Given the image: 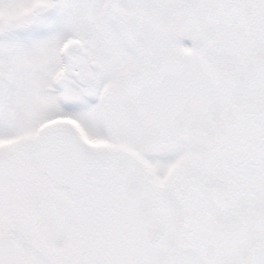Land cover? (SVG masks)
Wrapping results in <instances>:
<instances>
[{
	"label": "rangeland",
	"instance_id": "rangeland-1",
	"mask_svg": "<svg viewBox=\"0 0 264 264\" xmlns=\"http://www.w3.org/2000/svg\"><path fill=\"white\" fill-rule=\"evenodd\" d=\"M177 1L111 0L127 16L137 12V26L144 35L123 33L127 34L123 37L115 20L104 22L107 0H60L59 7L29 28L26 39L0 44L1 69L13 82L11 87L6 80L2 82L0 107L7 118L18 121L30 122L35 115L54 112L76 119L94 140L93 146L101 147L102 164L109 160L105 155L113 154L120 169L132 176L137 210L123 222L112 224L118 217L109 211L103 225L99 211L94 213L93 203L87 200L88 190L79 194L85 238L101 235L104 228L109 238H135L137 264H264V173H255L257 178L250 176L246 183L207 203L195 202L194 196L188 197L184 191L197 182L195 174L203 167L209 145L220 135L226 138L227 129H241L240 142L246 147L255 141L254 153H264V46L259 51H234L222 46L215 29L219 20L201 19L197 0H186L187 23L182 22L179 30L170 33L164 28L178 26ZM51 4V0H0V29L20 23L26 13L25 19H29L33 12ZM75 27L89 28L83 37L87 44L94 45L93 54L102 69L95 73L83 63L78 67L72 59L82 62L83 54L72 51L70 65L62 67L58 87L53 78L59 72L56 49L70 41ZM180 30L187 33L186 42ZM136 36L137 43H146L147 50L140 55L147 63L153 59L154 44L157 48L165 44V55L170 47L188 55H173L168 63L166 56H161L150 70L143 71L147 67L135 66L140 58L132 48ZM123 70L124 82L115 95H119L120 103L134 106L137 87V113L132 112L134 121L129 123L135 125L131 127L125 119L121 126L113 120L107 126L101 104L86 101L88 93H81L76 84L86 83L92 75L108 83L119 78ZM27 86L29 91L25 90ZM54 86L56 91L51 89ZM56 96L60 97L59 106L54 102ZM261 100L253 104L252 115L233 121L230 118L233 111ZM107 118L113 119L112 114ZM183 132L191 134L189 144L181 142ZM97 184L108 189V181ZM101 202V196L97 197L95 203ZM104 204L106 209V197ZM64 219L68 228L67 216ZM42 234L48 250H61L66 243L59 239L66 238L67 232L56 215L53 219L46 217ZM117 260L122 264V259Z\"/></svg>",
	"mask_w": 264,
	"mask_h": 264
},
{
	"label": "flooded vegetation",
	"instance_id": "flooded-vegetation-1",
	"mask_svg": "<svg viewBox=\"0 0 264 264\" xmlns=\"http://www.w3.org/2000/svg\"><path fill=\"white\" fill-rule=\"evenodd\" d=\"M51 3L50 6L33 12L29 19H25V17H28V13H26L20 23L2 26L0 29V44L4 40L26 39L30 33L29 28L38 21L39 17L41 18L59 7L60 0H51ZM176 3L175 18L178 21V26L177 28H164L165 30H171L170 33H172V30H179L181 23H187L189 17L188 1L179 0ZM197 3L202 13L201 19L206 21V17H210L219 20V26L215 22V29L220 34L219 41H223L220 43L222 46L234 51L245 49L259 51L264 46V0H197ZM118 12L121 15H118ZM168 12L171 13L172 11L168 10ZM105 14L107 15L104 17L105 24L110 20H115L114 25L119 27L123 37L127 35L123 33L143 35L139 32L137 26V12L133 16H127L111 4V0H107ZM75 29L76 31L71 34L70 41L56 49L57 65L59 67V72L53 76L56 86L62 79L60 75L62 67L66 64L70 65L69 56L72 51L75 53L82 52L83 54H81L84 57L82 62L80 60L75 62V59H72L78 67L83 63L84 66L91 67L95 73L100 72L102 69L100 61L94 57V45L92 43L87 44L88 42L83 37V34L89 33V28L75 27ZM32 31L34 32V29ZM90 31L92 34L94 33L91 28ZM180 31H182L180 32L183 37L182 40L186 42L187 38L184 34L187 33L183 32L184 30ZM107 34L110 33L107 31ZM137 36L132 48L135 49V55L138 54L140 58L136 60L138 64L135 66L142 64V68L147 67L143 71L150 70L148 68L154 65L153 61H160L161 56H166L167 59H162L168 63L174 56L187 57L188 55V53H179V49L173 51L172 47L165 55L167 50L162 49L165 44L160 45L159 48L154 44L153 59H148L150 63H147L141 59L140 55V53L147 50L145 48L146 43H137ZM75 41L82 43H75ZM7 48L9 51L10 48ZM61 58L63 62H61ZM95 64L98 68L94 67ZM2 65L4 64L0 61V96L1 90L4 88L2 82L6 80L8 87L13 85L9 75L7 76L1 69ZM235 69H237V66H235ZM257 69L260 71L261 68L257 67ZM124 72L125 70L119 74V78L112 79L108 83L95 75H87L89 78L86 83L76 84L81 93H88L85 96L86 101L90 103L96 101L101 104V115L103 119L106 118L107 123L105 124L107 126L110 125L111 120L117 126H121L122 121L125 119L129 124L134 121V113L132 112L137 113V87L134 92V106L127 107L125 101L120 103L119 95H115V92L124 82L121 77ZM66 73H68V68L65 70ZM135 73H137V69ZM136 78L137 75L134 79ZM69 79H72V77H69ZM51 89L56 91L55 86ZM25 90L29 91V87L27 86ZM115 97L117 98L116 102ZM262 101H255L238 112L233 111L232 121L238 120V116L252 115L253 104ZM54 102L59 106L60 97L56 96ZM10 108L14 111L12 103ZM109 113L112 114L113 119L109 120L107 118ZM62 118L75 122L84 138L93 146L94 140L85 134L84 129L76 119L54 112L46 116L35 115L30 122L18 121L13 117L7 118L5 111L0 107V264H119L118 258L122 259V264H137V251H134L137 239L131 237L120 238V240L109 238L105 228L99 236L92 235L90 238L83 236L78 199L79 194H83L85 190H88L87 200L90 204L93 203L92 211L94 213H97L96 210L99 211L103 225L109 219V211L113 216L118 217L117 220L112 222V224H115V221L123 222L125 217L137 210V194L132 187V176L120 169L121 167L116 164L117 161L113 159V154L105 155L109 160L102 164L101 156L103 155L99 151L97 165L90 174L87 183L81 189L56 185L37 167L34 159V139L38 134V130L44 124ZM234 131V142H238L245 147L244 142H240L239 139L238 132H241V129L234 128ZM255 144L256 142L252 141L250 145H246L245 152L240 155V159L245 158L246 162L248 159V162L242 170H237L234 173L236 180H243L250 176L251 179H255L258 175H255V173H264L262 171L264 169V153L255 154ZM105 146L107 145H103V147ZM236 151L238 153V149ZM237 156L239 157L238 154ZM95 178L99 179L95 181ZM99 181L104 183L108 181V189H105L102 184H97ZM88 184H92V186L88 188ZM100 196L102 202L99 205L95 203V200ZM105 197L106 209H104ZM45 205H48L50 210ZM55 215L58 221L62 222L67 234L66 238H59L66 242L63 248L58 251H51L47 249L46 236L42 233L45 232L46 217L53 219ZM64 216L68 218V228H66ZM131 255L132 259H130Z\"/></svg>",
	"mask_w": 264,
	"mask_h": 264
},
{
	"label": "water",
	"instance_id": "water-1",
	"mask_svg": "<svg viewBox=\"0 0 264 264\" xmlns=\"http://www.w3.org/2000/svg\"><path fill=\"white\" fill-rule=\"evenodd\" d=\"M181 140L190 142V135ZM34 158L41 171L54 183L75 189L82 188L98 162V152L68 120L44 124L34 139Z\"/></svg>",
	"mask_w": 264,
	"mask_h": 264
},
{
	"label": "trees",
	"instance_id": "trees-1",
	"mask_svg": "<svg viewBox=\"0 0 264 264\" xmlns=\"http://www.w3.org/2000/svg\"><path fill=\"white\" fill-rule=\"evenodd\" d=\"M228 137L229 142H225V139L221 136L210 145L209 153L204 159L202 169L197 171L198 174H195L196 181L200 183L197 186L196 182L193 186L184 190L187 192L188 197L190 194L194 196L195 202L207 203L212 201V199L216 200L220 195H225V193L246 183V178L236 180V176L234 175L237 170H242L248 162V159L247 162L245 158H241L243 160L240 159V155L245 152L244 149L246 147H243L238 142L235 143L233 134L228 133ZM237 149L238 153L236 151ZM244 154L247 157L246 153ZM183 195L180 198L181 201L184 199ZM211 205L215 204L213 203Z\"/></svg>",
	"mask_w": 264,
	"mask_h": 264
}]
</instances>
